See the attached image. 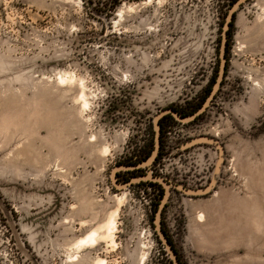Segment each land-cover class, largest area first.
Returning a JSON list of instances; mask_svg holds the SVG:
<instances>
[{"label": "rangeland", "instance_id": "obj_1", "mask_svg": "<svg viewBox=\"0 0 264 264\" xmlns=\"http://www.w3.org/2000/svg\"><path fill=\"white\" fill-rule=\"evenodd\" d=\"M230 8L0 0V264H169L157 188H116L112 172L153 144L162 110L204 95ZM263 8L236 10L222 86L198 120L167 125L163 156L145 171L170 185L161 222L182 264H264ZM113 213L115 245L100 240L70 262Z\"/></svg>", "mask_w": 264, "mask_h": 264}, {"label": "water", "instance_id": "obj_2", "mask_svg": "<svg viewBox=\"0 0 264 264\" xmlns=\"http://www.w3.org/2000/svg\"><path fill=\"white\" fill-rule=\"evenodd\" d=\"M246 1L247 0H237V2H235L233 4V6L230 8V10L226 16L225 24L223 26L222 39H221L220 64H219L217 78H216L215 84H214L209 96L207 97V99L205 100V102L203 103L201 108L195 114H193L189 117H181L180 115H178L175 111H173L171 109L162 110L154 119L155 139H154V149H153L151 156L145 162H142L141 164L136 165V166H121V165H119L112 172V180L114 182V185L116 188H119V189H125V188L133 185L134 183H140V182H144V181L155 182V183L160 184L162 187H164V195L161 199V202L159 204L157 212L155 213L154 223H155L156 234H157L158 238L160 239L161 243L164 245V247H165L168 255L170 256L173 264H180V263H179L176 251L172 248V246H171V244H170V242L166 236V233L162 229V222H161L162 212H163V209H164V207L168 201V197L170 195V185L163 178L154 177L153 175H150V174H146L145 176L139 177V178H133L124 184H119L115 178L116 173L120 170L132 171L135 169L149 168L155 162V160L159 154V151H160L159 121L164 116L171 115L175 118L176 121L185 124V123H188L190 121L195 120L197 117H199L208 108V106L210 105V103L212 102L214 97L216 96L218 90L220 89L222 81L224 80V76H225V70H226L225 52H226L227 31L230 28V23L232 21L233 15L236 13V10Z\"/></svg>", "mask_w": 264, "mask_h": 264}, {"label": "trees", "instance_id": "obj_3", "mask_svg": "<svg viewBox=\"0 0 264 264\" xmlns=\"http://www.w3.org/2000/svg\"><path fill=\"white\" fill-rule=\"evenodd\" d=\"M237 2V0H231V7L233 6V4ZM235 15L236 13L233 15V18H232V21L230 23V28L229 30L233 27V23H234V20H235ZM229 30L227 31V40H228V43L226 45V70H225V75H226V72H227V66H228V54H229V37H230V34H229ZM217 74L218 72H216V74H214L209 83H208V86L205 90V93L204 95L195 103L193 104L188 110L186 111H182V110H177L175 108H170L171 110L175 111L178 115H180L181 117H189L193 114H195L200 108L201 106L203 105V103L205 102V100L207 99V97L209 96L214 84H215V81H216V78H217ZM222 86V84H221ZM199 117H197L194 121L198 120ZM170 122H178L175 120V118L171 115H166L164 116L160 121H159V127H160V151H159V154L155 160V162L151 165V167H154L156 166L162 156H163V150H164V143H163V138L165 137V134H167V131H166V128H167V125L170 123ZM154 139H155V133H154V138H153V144H151L149 147H143V152L139 155H136L135 158H130V160L128 161H125L121 166H136V165H139L141 164L142 162H145L152 154L153 152V149H154ZM142 150V149H140ZM139 150V151H140ZM147 168H143V169H135V170H132V171H127L126 173L129 175V179L127 180L130 181L131 179L133 178H139V177H143L145 176L147 173L145 172ZM154 177H159L158 175H153ZM119 178V176H118ZM145 185V186H149V187H153V188H157L158 190V200L157 202L154 204V208H153V213L155 214L157 212V209L159 207V204L161 202V199L164 195V188L158 184V183H155V182H151V181H144V182H140L138 185ZM163 231L166 233V231L164 230V228L162 227ZM166 236L172 246V248L176 251L177 253V250L175 249V246L173 244V242L171 241V239L169 238V236L167 235L166 233ZM160 243V241H159ZM161 244V243H160ZM177 257H178V260H179V263H181V260L179 258V255L177 253ZM169 264H173L171 260H169Z\"/></svg>", "mask_w": 264, "mask_h": 264}, {"label": "bare ground", "instance_id": "obj_4", "mask_svg": "<svg viewBox=\"0 0 264 264\" xmlns=\"http://www.w3.org/2000/svg\"><path fill=\"white\" fill-rule=\"evenodd\" d=\"M59 80L61 81V83L66 81V79L62 78V76L59 77ZM79 100L82 102L83 108L89 107L90 104L87 100V97H86V94L84 93V91H81L80 96H79ZM105 152H107V149H105ZM215 196H217V193L215 194ZM198 214H197L198 215V218H197L198 221H203L205 219L204 213L200 212ZM115 215H117V214L113 213L105 222V226H104L105 232L103 235H99L96 231H93V232L88 233L85 237L77 240L74 243L73 248L75 250H77V253H76L77 255L72 256V258H70V262H75L79 259L78 254H79V252L82 251L83 248L95 246L97 244V242L100 240H105L108 243H110L111 245H113V244L115 245L114 233L117 230V226H116L117 223L115 221ZM93 264H107V262L104 259H97L93 262Z\"/></svg>", "mask_w": 264, "mask_h": 264}, {"label": "crops", "instance_id": "obj_5", "mask_svg": "<svg viewBox=\"0 0 264 264\" xmlns=\"http://www.w3.org/2000/svg\"><path fill=\"white\" fill-rule=\"evenodd\" d=\"M205 221V220H204ZM200 223H203V222H200Z\"/></svg>", "mask_w": 264, "mask_h": 264}]
</instances>
